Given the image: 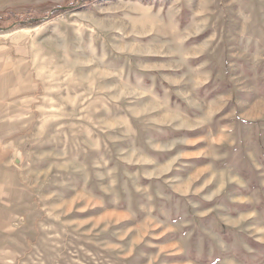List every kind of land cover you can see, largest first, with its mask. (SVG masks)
Returning <instances> with one entry per match:
<instances>
[{"label":"rangeland","instance_id":"obj_1","mask_svg":"<svg viewBox=\"0 0 264 264\" xmlns=\"http://www.w3.org/2000/svg\"><path fill=\"white\" fill-rule=\"evenodd\" d=\"M0 27L7 264H264V0H0Z\"/></svg>","mask_w":264,"mask_h":264},{"label":"crops","instance_id":"obj_2","mask_svg":"<svg viewBox=\"0 0 264 264\" xmlns=\"http://www.w3.org/2000/svg\"><path fill=\"white\" fill-rule=\"evenodd\" d=\"M19 22L23 21H18L15 22L14 24H18ZM22 24V23H19ZM2 62L4 64V67L2 68ZM14 62L11 60H6L2 58V61L0 60V84L3 86V84L8 83L10 80L7 79L8 72H13L12 68H9V66L13 65ZM15 74V73H14ZM12 91H9L8 89H0V104L2 99H7V101H11L12 97L16 94H12ZM4 107L0 106V162L2 158V153H3V144H6V140H4L5 135H2L3 133L5 134V131L7 128L8 122L5 121V116L6 114H3ZM12 110V109H11ZM6 111V110H4ZM2 115V116H1ZM4 116V117H3ZM5 125V126H4ZM0 171H1V164H0ZM1 175V172H0ZM1 179V178H0ZM13 195L11 193H8L6 191L5 186L2 185V182H0V264H7L8 260H3V256H6L7 253L10 254L13 253V249L11 246V236L13 238H16L13 233H15L16 229L19 227V222L17 218L13 217L15 214L14 210H12V199ZM13 215V216H12ZM12 216V217H11ZM4 243V245H3ZM9 246V247H8Z\"/></svg>","mask_w":264,"mask_h":264},{"label":"water","instance_id":"obj_3","mask_svg":"<svg viewBox=\"0 0 264 264\" xmlns=\"http://www.w3.org/2000/svg\"><path fill=\"white\" fill-rule=\"evenodd\" d=\"M67 8H69V7H66V6H60V7H56V8H53L52 10H51V12L50 13H53L54 11H57L58 9H67ZM32 20L33 21H37L38 20V18H33V19H30V20H28V22L30 21V22H32ZM19 23H23V22H19ZM16 24H13L12 26H15ZM5 29H7V28H2V27H0V30H5ZM16 161L18 162V159H16Z\"/></svg>","mask_w":264,"mask_h":264}]
</instances>
